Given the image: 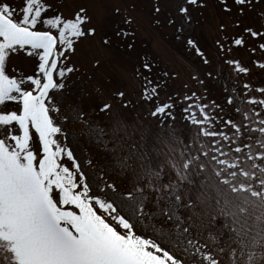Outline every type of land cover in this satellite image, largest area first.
Listing matches in <instances>:
<instances>
[{"label":"snow or ice","instance_id":"1","mask_svg":"<svg viewBox=\"0 0 264 264\" xmlns=\"http://www.w3.org/2000/svg\"><path fill=\"white\" fill-rule=\"evenodd\" d=\"M0 264H264V0H0Z\"/></svg>","mask_w":264,"mask_h":264},{"label":"rangeland","instance_id":"2","mask_svg":"<svg viewBox=\"0 0 264 264\" xmlns=\"http://www.w3.org/2000/svg\"><path fill=\"white\" fill-rule=\"evenodd\" d=\"M161 45L162 46L158 49L160 54L165 58L167 62L179 67V61L183 57V49L181 48V46L179 44L171 42L170 37L167 40L162 38ZM164 45H167L170 48V50L166 51ZM149 50L151 49L149 48Z\"/></svg>","mask_w":264,"mask_h":264}]
</instances>
